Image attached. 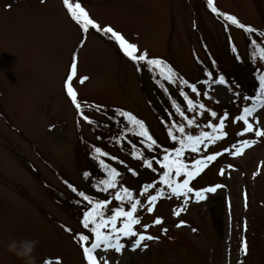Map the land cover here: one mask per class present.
I'll use <instances>...</instances> for the list:
<instances>
[{"label":"rangeland","instance_id":"374dc122","mask_svg":"<svg viewBox=\"0 0 264 264\" xmlns=\"http://www.w3.org/2000/svg\"><path fill=\"white\" fill-rule=\"evenodd\" d=\"M81 3L99 25L121 32L141 52L146 50L150 58L164 60L178 78L196 84L208 96H197L179 80L163 85L151 83L152 75L159 69L152 72L143 62L129 60L103 32L83 34L63 0H0V264H24L6 247L12 240L24 238L38 241L37 264L46 260L55 264L57 258L62 264H86L73 237V232L86 230L77 221L72 201L65 200L70 194L64 181L91 192L81 173L93 158L87 156V151L98 146L109 153L104 157L106 162L121 169V180L136 187L121 167L124 162L111 158L120 156L117 151L103 147L95 135L101 123L110 121L121 110L130 111L145 122L161 146L158 154L154 152L158 157L165 148L162 140L169 143L167 148L173 146L168 128L173 122H184L180 116L173 120L169 114L160 115L176 113L173 100L201 125L186 127V131H210L203 126L211 117L208 113L199 115L198 109L187 112L181 88L218 116L229 113L225 122L228 136L209 145L200 155L232 148L240 139L256 143L245 148L242 155L224 152L192 181L191 186L197 190L222 185L216 193L206 194L204 201L197 202L193 193L185 204L184 197L169 199L171 193L165 189V197L148 213L146 199L140 195L142 188L136 187L134 196L142 202L137 215L142 225H151L147 233L159 239L146 241L149 247L136 251L130 250L128 240L122 241L128 250L109 251L110 264H264V137L257 138L254 133L239 137L236 133L243 123H233L234 117L251 102L234 93L249 96L258 88L244 89V83L251 81L244 61L248 60L247 36L252 35L235 25H226L207 6V0ZM213 4L219 12L234 15L245 25L264 32V0H213ZM74 56L78 76L88 77L83 84L74 79L73 87L91 124L82 118L67 95L65 79ZM254 67L263 70L264 61ZM209 72L217 80L224 75L228 83L213 82ZM229 75L235 76L234 83ZM205 80L209 83L204 84ZM161 104L167 108L164 110ZM249 119L254 128L264 129V114L254 113ZM257 120L259 123H255ZM221 169L224 175L220 174ZM116 190L104 197L112 199ZM118 205L113 199L109 207ZM181 207L184 210L175 215L174 210ZM157 217L162 218L161 225L153 224ZM137 228L143 231L141 226ZM245 239L247 254L242 248Z\"/></svg>","mask_w":264,"mask_h":264},{"label":"snow or ice","instance_id":"6c2138e0","mask_svg":"<svg viewBox=\"0 0 264 264\" xmlns=\"http://www.w3.org/2000/svg\"><path fill=\"white\" fill-rule=\"evenodd\" d=\"M63 5L70 14L71 19L80 27L83 34H87L92 30L103 32L118 45L124 56L129 60L136 64H141V62H143V66L159 69V74L165 79L173 83L179 80L180 85L190 88L191 92L197 96H208L207 92L201 93L196 84H190L188 80L178 78L173 68L166 64L164 60L150 58L146 50L141 52L138 45L130 42L121 32L114 30L111 26L102 27L99 25L90 17L85 8L82 7L81 0H63ZM207 6L213 13H217V15L225 21L226 25H235L253 35L256 33V29L240 22L234 15L219 12L214 6L213 0H207ZM260 37H264V32L260 33ZM258 40L259 37H257V40L250 41V43L256 45ZM232 51L235 52L236 48L233 47ZM256 52H258V56L254 53L252 58L258 61H264V46L258 47ZM207 75L210 80L219 85L228 83L224 75H220L218 80L211 72ZM76 78L80 80L81 84L88 79L87 76H78L77 57L74 56L70 63V71L66 75L65 87L67 95L71 98V102L80 112L82 118L91 124L92 120L87 115H84L81 103L78 102L77 92L73 87V82ZM257 79L259 81L258 88L254 89L251 95L241 97L240 93H234V96L238 98L251 101L250 104L242 108L239 115L234 117L233 123L237 121L243 123L242 129L236 133L239 137H244L247 133H254L257 138L264 137V129L254 128V123L250 122L249 119L254 113L257 115L264 114V73L258 75ZM203 83L208 84L209 80H205ZM180 95L183 97V102H186L187 112L195 113L198 109L199 115L201 116L208 113L211 119H209L203 127L210 129V131L201 130L199 134H192L186 131V127L200 128L201 125L194 116H187L185 111L182 110L180 103L173 100L172 106L184 122H173L168 128L167 135L173 142V146L163 149L164 154L162 158L156 156L150 159L145 158L144 152L138 151L136 144L129 141L132 147L131 155L136 159L142 160L143 166L157 173L159 177L158 182L144 184L140 191V195L144 196L146 199V211L148 213H152L157 201L165 197V189L171 193L168 197L169 199L172 197H184L185 204H187L190 199V194L193 193L197 202L206 200V194L216 193L217 189L221 188L222 185L217 184L215 186L202 187L197 190L191 186L192 181L201 175L209 166L210 162L215 161L217 157L223 155L224 152H228L231 155H242L245 148L251 147L256 143V140L240 139L237 144L232 145V148H225L223 151H217L212 154L200 155V153L206 152L209 145H213L217 141H221L228 136V133L225 131V122L229 119V113L225 111L223 115L218 116L216 111L207 108L204 103H196L183 88L180 89ZM258 109L261 110L259 113L257 112ZM118 115L132 126L126 128L125 131L133 132L137 137L142 138L140 143L144 145L148 151L160 149L161 146L153 135L150 134L148 127L142 119L137 118L130 111L121 110L118 112ZM214 120H218V123H214ZM255 123H259V121L257 120ZM94 152L97 154L96 159H98L99 167L102 169L103 175L106 176V178L98 180V184L96 185L97 189L104 193L109 192L110 189L117 190L114 192L112 199H94L84 191L78 190L75 186L71 184L68 185L72 192L82 198V200H78L77 203H84L81 224L86 232H73V237L82 249L86 264H110L111 258L108 256L109 251L121 253L124 250H128L126 243L122 241L128 240L131 244L130 250L136 251L141 248L147 249L149 245L146 241L157 240L159 237L147 233L151 225L141 224V219L137 215L138 208L142 203L141 200L136 198L133 191L128 187L121 186L118 188L117 178L121 176V173L117 168L111 167L108 163H105L104 159H100V157H107L109 153L103 151L101 147L98 146L94 147ZM111 158L116 159L114 156ZM121 163H123V161H121ZM154 163L159 165V168L153 167ZM129 171H131L133 175H138L133 169H129ZM220 174L224 175L223 169H221ZM90 175L89 172H84L85 177H89ZM182 177L183 179H181ZM158 185H162L163 187H158ZM113 199L118 201L119 205L109 207L112 205ZM246 199L247 195L245 193V201ZM183 210V207L179 210H174V214L179 216L180 212ZM162 223L163 220L160 217L155 218L153 221L155 225H161ZM182 223L183 221H181V224ZM137 226H141L143 231L138 230ZM177 226L179 227L180 225ZM246 227L247 225L245 223V230ZM65 230L72 232V229L69 228H65ZM163 231L167 233L168 229L164 228ZM193 231H195V229H193ZM242 248L245 254H247L248 244L246 239L242 241ZM44 264H53V261L46 260ZM55 264H62V261L57 258Z\"/></svg>","mask_w":264,"mask_h":264},{"label":"trees","instance_id":"16d2710c","mask_svg":"<svg viewBox=\"0 0 264 264\" xmlns=\"http://www.w3.org/2000/svg\"><path fill=\"white\" fill-rule=\"evenodd\" d=\"M256 32H259V33H255L254 35L251 34L252 36H247V38H248V40H247L248 60L244 61V65H248V72H249L250 78H251L250 82H252V84H250L249 81L244 83V89L246 91L252 90L254 88V86H257L259 84L257 76L260 75L261 73H264V69L260 70L256 67H254V64L260 63L261 61L254 60L252 58L254 53H256V55L258 56V52H256V49L258 47L263 46V42H264L261 39L264 37H260V31H256ZM257 37H259V40L257 41L256 45H253L252 43H250V41L257 40ZM111 42L114 43V41H112V40H111ZM148 70H151L152 72L155 71L152 68H148ZM156 73L158 75L157 74L152 75L151 83H154L156 85H163L164 83L169 81V80L165 79L163 76H161L159 74V72H156ZM229 76L231 77V80L234 83V81L236 79L235 76H232V75H229ZM162 107L164 108V110H165V108H167L166 105H162ZM162 112H164V111L162 110ZM161 114H169L170 116L174 117V119L172 118L173 120H176L179 117V115L177 113H160V115ZM124 121H126V120H124L122 117H120L118 115V113H116L114 116L111 117L110 121L105 122V123H101V125L98 128H96V130H95L96 134L95 135L98 137V140L101 142V145L103 147H108L109 149L113 148L117 151V153L120 156H123L126 158V160H124L120 156L116 157V158L121 159L124 162V164H122L121 167H124L126 170V174L130 178L133 179V180L132 179L131 180L134 183H131V184L135 185L136 187L142 188L144 184L158 182V180H157V179H159L158 174L152 172L151 169L144 167L142 160L136 159L131 155V151H132L131 143L136 144L138 151L144 152L145 158L150 159L153 156L158 157L155 153H157L156 151H159V150L157 149L154 151H148L145 148V146L140 143V140L142 138L137 137L133 132H126L125 131L126 128H130L132 126L129 125L127 123V121L126 122H124ZM169 140H170V138H169ZM129 141H131V143ZM161 143L165 148H167V145L169 146V143L166 142L165 140H162ZM87 156L89 158L92 156L95 159L91 158L92 160L88 161L87 169H84L82 171L81 178H82V180L86 179L85 182L90 187L91 192L89 193V192L84 191L82 189H78L72 183H70L68 181L66 183L64 181L66 189L68 190V193L70 194L69 197L65 198V200L67 201V203H69L68 202L69 200L72 201L71 205L74 206L73 209H75L77 221L82 220V209L84 207V203H81V204L77 203V201L82 200V198L78 197L76 193L72 192L71 188L68 187L69 184H71L72 186H75L80 191H84L86 194L92 196L94 199H105L106 197H104V194L108 193V192L107 193L101 192L96 187L99 179L106 178V176L103 175V173H102V169H100V167H99L98 159H96L97 154L94 153V151L91 149L90 151H87ZM162 156L163 155H160L158 158H162ZM100 159H104V157H100ZM125 161H127V162H125ZM105 163H107L106 160H105ZM153 167L159 168V165L154 163ZM129 169L135 170L138 173V175H133L132 172L129 171ZM117 170L119 172H121V169L117 168ZM141 171H145V174L144 175L140 174ZM84 172H89L91 175L89 177H85ZM141 175H143V176H141ZM121 177L122 176L117 178L118 179L117 180L118 187L123 185V187H128L132 191L136 188V187L131 188L129 186V184L127 182H125V179L121 180ZM146 178H149V179H146ZM109 193L110 194L112 193V189L109 190ZM107 199H110L109 196H107ZM237 242H238V244L241 243L240 240H238Z\"/></svg>","mask_w":264,"mask_h":264},{"label":"clouds","instance_id":"9594fccd","mask_svg":"<svg viewBox=\"0 0 264 264\" xmlns=\"http://www.w3.org/2000/svg\"><path fill=\"white\" fill-rule=\"evenodd\" d=\"M38 241L35 239L12 240L7 244V250L16 257L21 258L24 264H37L36 248Z\"/></svg>","mask_w":264,"mask_h":264},{"label":"flooded vegetation","instance_id":"af4514ba","mask_svg":"<svg viewBox=\"0 0 264 264\" xmlns=\"http://www.w3.org/2000/svg\"><path fill=\"white\" fill-rule=\"evenodd\" d=\"M23 0H17V2H22Z\"/></svg>","mask_w":264,"mask_h":264}]
</instances>
